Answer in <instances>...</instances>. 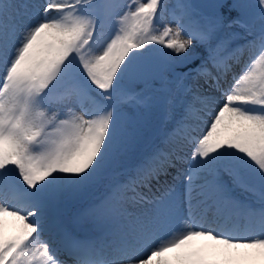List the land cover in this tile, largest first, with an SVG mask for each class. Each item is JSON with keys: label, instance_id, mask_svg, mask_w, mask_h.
Wrapping results in <instances>:
<instances>
[{"label": "snow or ice", "instance_id": "snow-or-ice-1", "mask_svg": "<svg viewBox=\"0 0 264 264\" xmlns=\"http://www.w3.org/2000/svg\"><path fill=\"white\" fill-rule=\"evenodd\" d=\"M121 6L0 0V264H264V0Z\"/></svg>", "mask_w": 264, "mask_h": 264}, {"label": "rangeland", "instance_id": "rangeland-1", "mask_svg": "<svg viewBox=\"0 0 264 264\" xmlns=\"http://www.w3.org/2000/svg\"><path fill=\"white\" fill-rule=\"evenodd\" d=\"M117 2L122 5L120 8L117 9V12L119 14H123L125 11L128 10L127 7H126V5H128L130 3V0H117ZM168 2H169L170 5H172V4H175L176 3V0H168ZM170 23H172L171 16L168 15V14H165V18L163 19V21L160 24L161 30H162V28H163V26L165 24H170ZM173 27H174V24H173ZM231 31L239 32V33H241V36H243V34H244L243 33V29H239V28H233ZM112 34H113V28H109V29H106L105 30L104 36L101 37V41H102V43L100 45V48L101 49L106 45L108 39H110V37H111ZM249 39H250V37H249ZM237 42L238 43H243V39H240ZM151 47L161 48L163 46H161V45H151ZM164 50L165 51H171L170 49H164ZM181 55H183V54H181ZM250 55H251V53H249V55L246 57L245 60H247ZM226 87H227V85H226ZM217 95H218V93H217ZM200 114H202V113H198V115H200ZM204 118L207 119L206 116ZM163 126L164 125L161 124V126H160L161 127V130L163 129ZM203 127H204V125L201 124L200 125V129H202ZM195 134H200V130L198 129L197 130V133H195ZM149 148H150V144H147L146 143L145 146H144L143 151L144 152H147L149 150ZM140 158H141V154L140 153H137L135 156L129 157L125 161V168L118 169L117 172H115V173L112 174L111 178L109 177V179H117V178H115V175H117L118 179L121 178V176L123 175V172L126 170V168H129V167L134 166L138 162V160ZM121 171H123V172H121ZM223 177L226 178L225 181H229V177L227 176V174H224ZM95 188L96 187L91 188V189H88V190L84 191L82 194L79 195V196H83L84 193H90L89 196H83V198H82L83 200H85L87 202L84 205H82L81 208L79 207L78 209L74 210L73 213H72V216L70 215L71 216V220L73 222H75V221L78 222L79 225H80L81 230L84 231L85 234L88 233L90 230H92L94 226L92 225L91 221H89L87 218L83 217L81 215V213L83 212V210L85 208L88 207V205H91L92 203H94V202H96L97 200L100 199V198L93 199L95 195H92V193H94V189ZM103 193H105V191ZM234 195L237 198H240V197H242L244 199L246 198V194L242 193L239 188H235L234 189ZM77 202L78 201L71 200L69 202L68 207L71 204H74V203L77 204ZM88 202H89V204H88ZM7 220L9 222H11V223L13 221L11 217H7Z\"/></svg>", "mask_w": 264, "mask_h": 264}, {"label": "bare ground", "instance_id": "bare-ground-1", "mask_svg": "<svg viewBox=\"0 0 264 264\" xmlns=\"http://www.w3.org/2000/svg\"><path fill=\"white\" fill-rule=\"evenodd\" d=\"M163 128H164V126H163ZM163 130V129H162ZM124 171V170H123ZM123 171H121V172H123ZM110 178H111V176H110ZM223 179L224 180H226V178H224L223 177ZM105 187H106V185L105 184H101V185H98L95 189H94V193H92V195H95L94 196V198H102L103 197V195H104V191H105ZM90 195V193H84V195L83 196H89ZM83 196H78L77 198H75V199H73L74 201H78L77 202V204H71L69 207H68V209H67V212H69V214L72 216V213H73V211L74 210H76V209H78L79 207L81 208L82 207V205H84L87 201H85V200H83L82 198H83ZM239 199H244V198H242V197H240ZM88 204H89V202H88ZM89 206V205H88ZM12 218V217H11ZM7 219V218H6ZM12 220H13V218H12ZM7 228H6V231H7V233L8 234H12V232L14 231V229H15V221L13 220L12 221V223L11 222H9L8 220H7ZM72 223H73V227H74V229L76 230V232H78L79 234H81V235H84L85 234V232L84 231H82L81 230V228H80V225H79V223L78 222H73L72 221Z\"/></svg>", "mask_w": 264, "mask_h": 264}, {"label": "water", "instance_id": "water-1", "mask_svg": "<svg viewBox=\"0 0 264 264\" xmlns=\"http://www.w3.org/2000/svg\"><path fill=\"white\" fill-rule=\"evenodd\" d=\"M229 0H227V2H228ZM194 2L195 3H201V4H203V3H208V2H210V0H194Z\"/></svg>", "mask_w": 264, "mask_h": 264}, {"label": "trees", "instance_id": "trees-1", "mask_svg": "<svg viewBox=\"0 0 264 264\" xmlns=\"http://www.w3.org/2000/svg\"><path fill=\"white\" fill-rule=\"evenodd\" d=\"M233 15H235V13H233Z\"/></svg>", "mask_w": 264, "mask_h": 264}]
</instances>
